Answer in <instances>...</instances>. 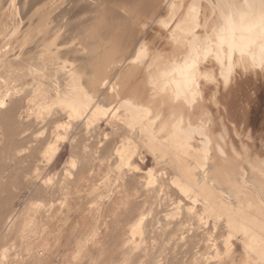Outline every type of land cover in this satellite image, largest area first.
<instances>
[{
  "label": "bare ground",
  "instance_id": "1",
  "mask_svg": "<svg viewBox=\"0 0 264 264\" xmlns=\"http://www.w3.org/2000/svg\"><path fill=\"white\" fill-rule=\"evenodd\" d=\"M0 42V109L47 81L69 122L121 123L119 161L135 137L185 200L264 232V0H0Z\"/></svg>",
  "mask_w": 264,
  "mask_h": 264
},
{
  "label": "rangeland",
  "instance_id": "2",
  "mask_svg": "<svg viewBox=\"0 0 264 264\" xmlns=\"http://www.w3.org/2000/svg\"><path fill=\"white\" fill-rule=\"evenodd\" d=\"M44 84L13 93L0 109V264H264V232L244 237L241 218L230 226L223 208L185 200L135 137V154L119 161L108 146L126 138L121 123L109 125L102 112L89 124L69 122Z\"/></svg>",
  "mask_w": 264,
  "mask_h": 264
}]
</instances>
